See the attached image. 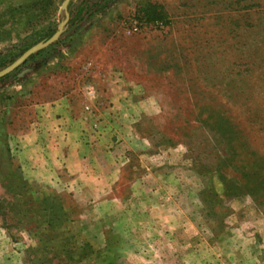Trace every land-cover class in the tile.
Returning a JSON list of instances; mask_svg holds the SVG:
<instances>
[{
  "label": "rangeland",
  "instance_id": "rangeland-1",
  "mask_svg": "<svg viewBox=\"0 0 264 264\" xmlns=\"http://www.w3.org/2000/svg\"><path fill=\"white\" fill-rule=\"evenodd\" d=\"M62 2L0 0V70ZM79 6L0 78V264H264V0H74L68 19ZM60 105L113 162L95 199L18 162Z\"/></svg>",
  "mask_w": 264,
  "mask_h": 264
},
{
  "label": "crops",
  "instance_id": "crops-1",
  "mask_svg": "<svg viewBox=\"0 0 264 264\" xmlns=\"http://www.w3.org/2000/svg\"><path fill=\"white\" fill-rule=\"evenodd\" d=\"M38 115L40 122L37 127L32 128L30 124L16 140L19 149L16 156L21 169L33 173L39 181L45 180L49 183L52 180L54 184L57 182L75 187L74 192L78 197L95 199L99 193L93 187L103 177L96 173H116L110 166L113 164L109 160L110 155L104 154L100 160L99 152H103L102 150L98 151L92 146L87 150L80 145L77 140L80 135L77 133L78 125L74 121H67V112L62 105L51 109L44 108ZM66 130L68 133L65 137L63 133ZM103 158L107 167L103 166Z\"/></svg>",
  "mask_w": 264,
  "mask_h": 264
},
{
  "label": "water",
  "instance_id": "water-1",
  "mask_svg": "<svg viewBox=\"0 0 264 264\" xmlns=\"http://www.w3.org/2000/svg\"><path fill=\"white\" fill-rule=\"evenodd\" d=\"M70 0H63L62 4H61V10L63 12V20L59 22L58 27L56 29V31L46 40L38 42L36 44H34L33 46L29 47L28 49H26L23 53H21L19 55V57H17L13 62H11L9 65H7L6 67H4L3 69L0 70V78L6 76L7 74H9L10 72H12L13 70H15L17 67H19L20 65L23 64V62L31 55L47 48L48 46H50L52 43H54L58 37L61 35V33L63 32V28L68 20V13L66 11V7L68 5Z\"/></svg>",
  "mask_w": 264,
  "mask_h": 264
},
{
  "label": "trees",
  "instance_id": "trees-1",
  "mask_svg": "<svg viewBox=\"0 0 264 264\" xmlns=\"http://www.w3.org/2000/svg\"><path fill=\"white\" fill-rule=\"evenodd\" d=\"M73 1H74V0H70L69 3H68V5H67V7H66V11H67L68 15L71 14V8L73 7ZM83 10H84V9H83L82 6L76 7V10H75L74 15H73L72 17H70V18L67 20V22H66V24H65V26H64V28H63V32L66 31V29H68V28L73 24V22L75 21V19H76L78 16H80V14L83 12ZM62 20H63V12H62V10H61V11H60V15H59V21H62ZM54 32H55V30L51 31L48 35H46V37L43 39V41L46 40L47 38H49ZM56 41H57V40H56ZM52 45H53V44H52ZM42 51H43V50H41V51H39V52H37V53H35V54L29 56V57L23 62V64H24L27 60L31 59L34 55H36V54H38V53H40V52H42Z\"/></svg>",
  "mask_w": 264,
  "mask_h": 264
},
{
  "label": "built area",
  "instance_id": "built-area-1",
  "mask_svg": "<svg viewBox=\"0 0 264 264\" xmlns=\"http://www.w3.org/2000/svg\"><path fill=\"white\" fill-rule=\"evenodd\" d=\"M85 94H87L88 96H91L92 95V92L86 89V93ZM84 109L85 110H88V107L87 106H84Z\"/></svg>",
  "mask_w": 264,
  "mask_h": 264
}]
</instances>
